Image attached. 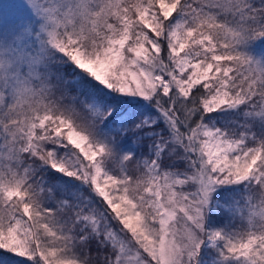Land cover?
<instances>
[{"label": "snow or ice", "instance_id": "1", "mask_svg": "<svg viewBox=\"0 0 264 264\" xmlns=\"http://www.w3.org/2000/svg\"><path fill=\"white\" fill-rule=\"evenodd\" d=\"M0 264H264V0H0Z\"/></svg>", "mask_w": 264, "mask_h": 264}]
</instances>
